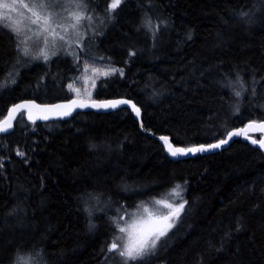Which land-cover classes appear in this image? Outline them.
<instances>
[{
    "label": "trees",
    "instance_id": "obj_1",
    "mask_svg": "<svg viewBox=\"0 0 264 264\" xmlns=\"http://www.w3.org/2000/svg\"><path fill=\"white\" fill-rule=\"evenodd\" d=\"M111 1L90 3L103 10ZM105 24L81 52L123 74L99 79L94 98L133 100L147 132L188 147L264 122L261 0H122ZM15 44L0 28V119L19 100L73 97L66 85L79 62L59 55L24 65ZM237 75L248 89L241 97L233 94L239 85L229 87ZM152 135L127 107L50 122H30L21 111L0 134V264L40 250L46 264H116L122 258L107 249L121 214L177 185L187 202L178 221L154 255L128 264H264L262 151L237 138L220 151L172 159Z\"/></svg>",
    "mask_w": 264,
    "mask_h": 264
},
{
    "label": "snow or ice",
    "instance_id": "obj_2",
    "mask_svg": "<svg viewBox=\"0 0 264 264\" xmlns=\"http://www.w3.org/2000/svg\"><path fill=\"white\" fill-rule=\"evenodd\" d=\"M91 2V0H35V3L29 7L28 4H23L24 8H27L28 11L31 13V16L34 19H31V24L37 25V29L33 32L32 36H24L23 39H18L21 29L19 27H14L12 25H5L3 23H0V28H7L14 38L17 39V42L15 44V49L17 52V63L20 62L21 57H28L31 55V50L27 46V42L29 40H33L38 44L42 42L45 46L49 45V35L52 37L51 44L53 47L56 46V41L59 40L62 42L61 47H63V44H71L72 41L66 40L64 35H60L58 32L55 31L54 28L51 27V21L53 15L57 16L58 18L63 19H70L69 27L73 30L74 34L77 37H80V33L77 31L78 27L81 25L82 21L87 20L89 22L92 21L91 15H85L84 13L88 11V4ZM122 0H112V3L108 6L109 11H114L118 8V6L121 4ZM261 3H264V0H261ZM13 4H15V0H13ZM13 5H10L8 3H4L3 0H0V7L3 8H10ZM60 9L62 12H67V16L61 17L60 13L55 12H49L47 15H42L41 12L35 11L34 9ZM71 9H76V11H71ZM241 18H246L249 16V13L242 12L240 13ZM162 24L166 26V22L161 21ZM145 26L152 28L153 25L151 23V19L147 18L145 20ZM157 29L159 25L156 26ZM31 30V29H30ZM68 29L65 28V32H67ZM47 34V35H46ZM155 35V33H153ZM188 39H191V35L189 34ZM82 40V37L76 40L77 44H80ZM72 54V53H67ZM57 51H52L51 56H56ZM131 55H134V53H131ZM42 56L43 60L45 62H48L50 60V55L45 52L43 49H41L40 54L38 56L32 57L33 59H39ZM77 60L79 59V56L77 55L75 57ZM111 72L120 71V74H123L122 70L117 69H111ZM110 72H104L103 75L107 76ZM11 75V73L9 74ZM12 83H15V79L11 81ZM234 85H239L240 89L239 91L234 90L233 94L236 97H241L242 92L248 91L247 88H245L244 82L242 78L237 75V78L234 82H230L229 87H233ZM6 87L4 84H0V89H3ZM71 88V85H69ZM252 94L255 95V89H252ZM118 104H131L132 109L136 112L137 115L140 114V109L135 105L132 104L131 101L128 100H117V101H107V102H101V103H95L93 102L91 104L92 107H98V108H116ZM25 105H14V110L20 109L24 107ZM35 107H39V105H33ZM88 104L80 103L77 100H72L69 102L68 105H53L51 107L53 108H68V111H65L61 113V115L67 116L71 114V109L74 108H83L88 107ZM236 112H239V106L235 109ZM48 117L45 116L43 119H47ZM29 119H32L31 116H29ZM252 125L250 124L249 127ZM12 127V124L9 121H4L2 124H0V132H6L8 129ZM260 129L264 130V123L260 124L258 126ZM240 132H230L228 133L229 137L239 135ZM162 141H164L166 144L168 143V137H160ZM252 144H259L260 148H264V140L257 141L253 139ZM228 143V140L222 139L219 140L217 143L208 144V145H199L195 147L190 148H172L171 145H169L168 151L173 157L177 156H183L187 155L189 153H199V152H205L210 149H217L220 148L223 144ZM17 155L23 157L24 153L17 151ZM0 167H2V164H0ZM180 185L176 186V189L180 188ZM176 189H173V192H176ZM176 195H179L178 192H176ZM157 204H163V206L167 209H169L168 213L163 216L159 217H153V214L149 212L147 208H145V212L148 213L147 218L145 219V229L143 230L142 235H135L133 231H131V227H121L119 229L122 233H127V240L128 242L124 245H121L117 242L119 238H114L111 245L108 247V252H115L117 255H119L122 258V264H128V261H139L143 262L146 257L154 255L157 247L158 242L161 241L162 237H166L168 234L169 229L173 227V218H178L180 216L181 211L184 210L185 203H179L178 205H173L171 203H168L164 200H157ZM88 214L91 215V210H87ZM153 221L156 222L158 226H153ZM96 226L92 223L89 224V229L92 230ZM237 230H239V227H237ZM226 235H228L226 233ZM24 258L21 256L16 257L17 264H20V261H22ZM24 264H46L44 259L43 251H35L31 253L27 260H24Z\"/></svg>",
    "mask_w": 264,
    "mask_h": 264
},
{
    "label": "rangeland",
    "instance_id": "obj_3",
    "mask_svg": "<svg viewBox=\"0 0 264 264\" xmlns=\"http://www.w3.org/2000/svg\"><path fill=\"white\" fill-rule=\"evenodd\" d=\"M3 2L13 6L10 8L0 7V23H3L5 25H12L14 27H19L21 29V32L18 39H23L24 36H32L33 32L37 29L38 26L31 24V19L34 18L31 16V13L28 11V9L23 7V4H28L29 7H31L35 3V0H15V4H13V0H3ZM109 5H110L109 2L104 4L102 10L99 5H92L91 3L88 4V11L85 12L84 14L86 16L91 15L92 21L89 22L87 20H84L82 21L81 25L78 27L77 31L80 33V37H82L80 44L76 43V40L79 39L80 37H77L74 34L73 30L69 27V24L71 22L70 19L58 18L57 16L53 15L51 21V27L54 28L55 31L58 32L60 35H64L66 40L72 41V43L70 45L63 44V47H61L62 42L57 40L56 46L53 47L51 44L52 37L50 35L48 37L49 38L48 46H45L42 42L37 44L34 41V39L29 40L27 42V46L31 50V55L28 57H21L20 62H24L23 64L25 65L26 63L33 62L34 60L44 61L42 56L39 59L32 58L38 56L40 54L41 49H43L45 52H47L50 55V60L59 55L70 56L74 59L75 62L80 63V69L78 73L75 74V76H73L72 79L67 83L66 85L67 92L71 96L73 97L75 96L81 99L94 98L93 91L97 81L103 77H106L105 75H103V73L107 71L110 72L109 75H111L120 72V71L111 72L110 71L111 69H117V70L120 69L112 64L100 60V58L98 57L90 56L83 49H82L83 52H81V48L83 46V40L86 38L87 39L95 38V35H98V33L101 32L102 29L105 27L106 21L112 18L116 9L114 11H109L108 10ZM34 10L41 12L42 15H47L49 12H55V13H60L61 17L67 16V12H62L60 9L36 8ZM71 11H76V9H71ZM65 28L68 29L67 32H65ZM6 30L8 29L6 28ZM52 51H57V55L51 56ZM67 53H72V54H67ZM77 55L79 56L78 60L75 58ZM69 85H71V88L69 87ZM172 190L167 195L157 200L167 201L168 203H171L174 206L178 205L179 203H183L182 189L181 188L176 189V192H178L179 195H176V192H173ZM156 201L142 203L138 207L122 213L120 216L122 222H120L119 224V229L121 227L132 226L131 231H133L135 235L137 236L142 235L143 230L145 229L144 221L148 216V213L144 211L145 208H147L149 212L153 214V217L166 215L169 211V209L165 208L163 204H157ZM100 209H105V207L102 206ZM178 218H173L172 221L173 226L178 221ZM153 226H158L155 221H153ZM118 233H119L118 235L119 239L117 242L121 245L126 244L128 242L127 233H122L120 231ZM25 257H23L24 259L20 261V264H24V260H27L29 256H25ZM117 257L120 258L119 255H117ZM105 261L106 260L104 259L103 263L101 264H110L108 263L109 261L108 262ZM11 264H17L16 259ZM116 264H122V260L119 259V261Z\"/></svg>",
    "mask_w": 264,
    "mask_h": 264
},
{
    "label": "water",
    "instance_id": "obj_4",
    "mask_svg": "<svg viewBox=\"0 0 264 264\" xmlns=\"http://www.w3.org/2000/svg\"><path fill=\"white\" fill-rule=\"evenodd\" d=\"M72 100H77L80 103H85L88 104V107H83V108H74L71 109V114L64 116L61 115V113L68 111V108H53L51 106L53 105H68L70 101ZM117 100H128L131 101L132 104H135L133 100L129 99V98H125V97H114V98H92V99H81L78 97H71L69 99L66 100H62V101H56V102H52V103H37L34 100H30V99H23V100H19L17 102H14L13 104H11L6 112V115L0 119V124H2L4 121H9L12 124V127L10 129H8V131L6 132H0V134H5V133H9L12 131L13 127H14V122L18 116V114L21 111H24L26 113V118L28 121L30 122H50V121H56V120H62V119H67L71 116H73L74 114H76L77 112L80 111H98V112H111L114 110H117L119 108L122 107H127L130 109V111L132 112V114L134 115L136 121L139 124V127L141 129L142 132L146 133V134H150L152 135L151 132H147L144 129L142 120H141V110H140V114L137 115L136 112L132 109L131 104H118L116 108H98V107H92L91 104L93 102L95 103H101V102H107V101H117ZM14 105H25L24 107L20 108V109H16L14 110ZM33 105H39V107H35ZM138 108L139 106L137 104H135ZM140 109V108H139ZM29 116L32 117V119H29ZM47 116V119H43V117ZM264 123L263 121H250L247 122L246 124L242 125V126H238V127H234L232 129H230L226 135L223 138H220L216 141L210 142V143H201V144H195L192 146H188V147H183L181 145H176L174 144L169 136L166 135H152L154 136V138H156L164 147L165 152L168 154L169 157H171L172 159H182V158H189L192 157L196 154L199 153H211V152H216V151H220L224 148H226L233 140L240 138L242 140L248 141L249 143L252 144V140L255 139L257 141L260 140H264V130L260 129L258 126L260 124ZM252 125L251 127H249V125ZM240 132L239 135H235L232 137L228 136V133L230 132ZM252 134H260V136L258 138H255L254 136H252ZM160 137H168V143L166 144L164 141H162L160 139ZM222 139H226L228 140V143L223 144L220 148L217 149H210L208 151L205 152H199V153H189L187 155H183V156H177V157H173L170 152L168 151L169 145L172 146V148H190V147H195V146H199V145H208V144H213V143H217L219 140ZM253 146L259 148L262 153L264 154V148H260L259 144H252Z\"/></svg>",
    "mask_w": 264,
    "mask_h": 264
}]
</instances>
